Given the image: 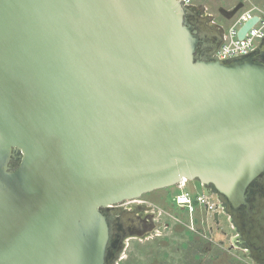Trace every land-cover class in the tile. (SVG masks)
<instances>
[{"label": "water", "instance_id": "obj_1", "mask_svg": "<svg viewBox=\"0 0 264 264\" xmlns=\"http://www.w3.org/2000/svg\"><path fill=\"white\" fill-rule=\"evenodd\" d=\"M187 8L0 0V264H112L102 209L184 180L244 201L264 171V38L200 56Z\"/></svg>", "mask_w": 264, "mask_h": 264}, {"label": "rangeland", "instance_id": "obj_2", "mask_svg": "<svg viewBox=\"0 0 264 264\" xmlns=\"http://www.w3.org/2000/svg\"><path fill=\"white\" fill-rule=\"evenodd\" d=\"M195 3L207 7L209 11H206L221 21L225 29L230 27L233 20H227L220 14L222 8L232 10L243 3L239 14L254 7L264 12V0H196ZM256 13L264 16L259 11ZM185 190L199 195L202 187L198 181H191ZM167 193L171 195L169 203L164 200ZM180 193L181 189L176 186L148 195L153 206L164 211L163 221L169 226H162L146 237L127 239L115 264H259L247 254H242L237 246H232L235 230L226 224L223 214L220 215V225L214 216L207 214L204 207L196 206L191 214L188 209L175 204L173 199ZM212 202L217 203V198H213ZM217 226L226 229L227 233L231 232L229 238Z\"/></svg>", "mask_w": 264, "mask_h": 264}, {"label": "flooded vegetation", "instance_id": "obj_3", "mask_svg": "<svg viewBox=\"0 0 264 264\" xmlns=\"http://www.w3.org/2000/svg\"><path fill=\"white\" fill-rule=\"evenodd\" d=\"M206 10H208L207 7L195 3L187 8L186 14L188 21L200 34L205 33L208 38L209 35L211 36V39H207L206 36V41L202 42L200 56L215 52L221 46L224 37L222 22L214 19V15ZM200 187H202L201 184ZM151 193L136 199L138 201L133 204H125V201L102 209L110 222L111 237L108 257L112 264H115L127 239L149 236L152 232L155 233L156 230L168 224L163 221L162 213L160 214L156 206H153L154 204L149 200L148 195ZM201 194H204L203 190ZM245 195L244 201L240 202L237 207H234L228 200L222 204L218 201V197L214 198H217V207L222 205L220 212L225 216L226 224L235 230L232 246H237L242 254H247L257 263L264 264V171L248 186ZM170 196V193L166 194L165 203H169ZM219 229L229 238L231 232L227 233L226 229L220 227ZM231 238L230 236V240Z\"/></svg>", "mask_w": 264, "mask_h": 264}, {"label": "built area", "instance_id": "obj_4", "mask_svg": "<svg viewBox=\"0 0 264 264\" xmlns=\"http://www.w3.org/2000/svg\"><path fill=\"white\" fill-rule=\"evenodd\" d=\"M183 6L190 7L195 4L196 0H178ZM264 12L259 7L247 10L244 13H238L232 20L233 23L228 29H224L223 42L215 55L221 60H230L238 57L247 56L255 52L259 47V38H264ZM255 16L259 17V21L248 31L244 39L238 37V32L242 26ZM189 181L184 180L178 185L181 189V193L177 195L173 200L178 207L188 209L193 214L196 206L204 207L208 214H213L218 210L215 202H212L213 197H207L204 194L194 195L189 190H185ZM138 200H128L125 204H133ZM160 214L164 215V211L159 209ZM215 212V213H214Z\"/></svg>", "mask_w": 264, "mask_h": 264}, {"label": "crops", "instance_id": "obj_5", "mask_svg": "<svg viewBox=\"0 0 264 264\" xmlns=\"http://www.w3.org/2000/svg\"><path fill=\"white\" fill-rule=\"evenodd\" d=\"M208 214V213H207ZM211 215L213 216V214L211 213Z\"/></svg>", "mask_w": 264, "mask_h": 264}]
</instances>
